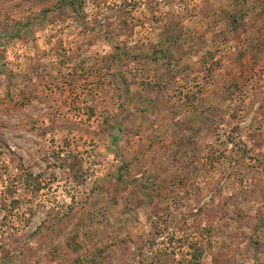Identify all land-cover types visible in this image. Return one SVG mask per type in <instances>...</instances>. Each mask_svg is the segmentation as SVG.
I'll return each instance as SVG.
<instances>
[{"label": "rangeland", "instance_id": "1", "mask_svg": "<svg viewBox=\"0 0 264 264\" xmlns=\"http://www.w3.org/2000/svg\"><path fill=\"white\" fill-rule=\"evenodd\" d=\"M0 0V264H264V0Z\"/></svg>", "mask_w": 264, "mask_h": 264}, {"label": "trees", "instance_id": "2", "mask_svg": "<svg viewBox=\"0 0 264 264\" xmlns=\"http://www.w3.org/2000/svg\"><path fill=\"white\" fill-rule=\"evenodd\" d=\"M73 13L77 12L81 9V1L80 0H65L64 2ZM76 264H82L81 261H77Z\"/></svg>", "mask_w": 264, "mask_h": 264}]
</instances>
